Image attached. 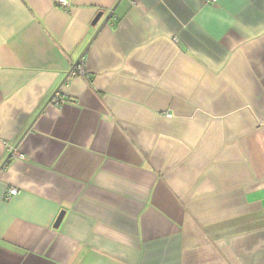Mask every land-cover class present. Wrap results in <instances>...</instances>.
<instances>
[{"label": "crops", "instance_id": "crops-1", "mask_svg": "<svg viewBox=\"0 0 264 264\" xmlns=\"http://www.w3.org/2000/svg\"><path fill=\"white\" fill-rule=\"evenodd\" d=\"M65 1L0 0V264H264V0Z\"/></svg>", "mask_w": 264, "mask_h": 264}, {"label": "built area", "instance_id": "built-area-1", "mask_svg": "<svg viewBox=\"0 0 264 264\" xmlns=\"http://www.w3.org/2000/svg\"><path fill=\"white\" fill-rule=\"evenodd\" d=\"M211 2L215 3V2H217V0H211ZM59 3L62 4V5L67 4L65 0H60ZM81 64H82V62H78V63L72 68V70H71L69 76H71V75H76V74H78L79 72H84V71L81 69ZM69 76H68V77H69ZM66 81H67V80H66ZM60 93H61V87L59 88V90H58V91L56 92V94L54 95L52 101H55V99H56L57 97L60 96ZM13 154H16V152H14ZM17 193H18V191H17L16 189H15V190H11V192H10L11 195H16Z\"/></svg>", "mask_w": 264, "mask_h": 264}, {"label": "water", "instance_id": "water-1", "mask_svg": "<svg viewBox=\"0 0 264 264\" xmlns=\"http://www.w3.org/2000/svg\"><path fill=\"white\" fill-rule=\"evenodd\" d=\"M102 17H103V13L101 12V13H99L98 16L95 18V20H94V22H93V26H96V25L99 23V21L101 20ZM106 21H107V20H105V22H106ZM67 79H68V75H67V77L65 78L63 84L66 82ZM58 90H59V89H58ZM58 90H57V91H58ZM57 91H56V92H57ZM56 92H55V93H56ZM64 216H65V212H62V213L60 214L59 218L57 219L56 223H55V228H58V227L60 226V224H61V222H62Z\"/></svg>", "mask_w": 264, "mask_h": 264}]
</instances>
